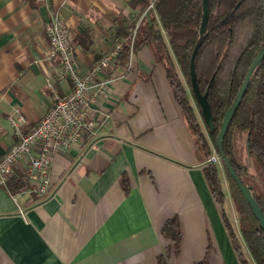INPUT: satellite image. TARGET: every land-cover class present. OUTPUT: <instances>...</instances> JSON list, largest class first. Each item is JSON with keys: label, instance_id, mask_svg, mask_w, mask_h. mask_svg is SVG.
<instances>
[{"label": "crops", "instance_id": "1", "mask_svg": "<svg viewBox=\"0 0 264 264\" xmlns=\"http://www.w3.org/2000/svg\"><path fill=\"white\" fill-rule=\"evenodd\" d=\"M50 8L67 19L83 72L129 41L146 16L130 0H0V159L16 140L9 114L19 110L28 132L52 103L46 80L60 65L47 57ZM107 77L99 101L109 117L95 141L54 154L49 195L15 199L0 188V264H158L167 250L169 264L206 255L209 264H239L204 175L207 160L153 48L131 51ZM55 86L62 95L72 90L69 79ZM26 167L21 160L15 173ZM174 215L178 252L161 234Z\"/></svg>", "mask_w": 264, "mask_h": 264}, {"label": "trees", "instance_id": "2", "mask_svg": "<svg viewBox=\"0 0 264 264\" xmlns=\"http://www.w3.org/2000/svg\"><path fill=\"white\" fill-rule=\"evenodd\" d=\"M34 0H30L33 2ZM209 17L207 30L201 34L204 14L203 0H130L145 11L131 47L123 43L115 61L126 64L131 51L144 45L153 48L165 68L169 84L181 113L193 134L197 148L206 160L214 150L218 152L217 135L228 108L234 102L244 78L257 54L264 46V0H207ZM152 4V7H149ZM195 54V79L191 59ZM207 96L213 127L202 113L196 94ZM246 133V148L262 175L255 182L248 166L238 157V132ZM241 136V135H240ZM223 148L235 170L247 185L264 212V59L254 70L251 81L223 140ZM221 170L228 182L229 195L237 211L242 238L254 264H264V230L230 175L222 159L220 166L207 162L203 167L206 181L217 205L223 210V219L239 264H252L234 233L223 209L225 187ZM247 177L248 180H245ZM123 176L125 189H127ZM26 174L15 173L5 188L17 194L28 188ZM161 234L169 239L178 252L181 227L177 215L164 224ZM158 264H169V251L159 256ZM196 264H209L208 255Z\"/></svg>", "mask_w": 264, "mask_h": 264}, {"label": "built area", "instance_id": "3", "mask_svg": "<svg viewBox=\"0 0 264 264\" xmlns=\"http://www.w3.org/2000/svg\"><path fill=\"white\" fill-rule=\"evenodd\" d=\"M149 7H152L150 4ZM50 18L45 31L49 40L47 57L57 60L60 72L46 80L52 103L46 115L28 132L23 129L25 117L16 110L8 119L15 133L14 144L0 159V188L7 185L15 175V166L26 160L24 173L28 188L24 192L38 197H46L51 192V167L54 154L68 151L74 145L87 146L99 136L103 122L109 117L101 111L99 96L105 91L106 84L112 80L107 77L117 59L122 43L115 46L96 61L90 69L83 72L80 68L72 33L65 16L56 8H50ZM136 30L131 34V47ZM69 79L72 90L62 95L57 90V80ZM103 115V120L99 119ZM220 155L214 150L207 162L220 163ZM22 211V209L20 208Z\"/></svg>", "mask_w": 264, "mask_h": 264}, {"label": "water", "instance_id": "4", "mask_svg": "<svg viewBox=\"0 0 264 264\" xmlns=\"http://www.w3.org/2000/svg\"><path fill=\"white\" fill-rule=\"evenodd\" d=\"M203 2H204L203 3L204 4V14H203L202 24H201V29H200L201 34H204L207 30V23H208V17H209L208 1L203 0ZM198 46H199V44H197V46L193 52L192 59H191V68H192L193 80L195 79V72H194L195 71V54H196ZM263 59H264V46L262 47L260 52L257 54V56L254 58L234 102L232 103V105L228 108V110L225 113L224 119H223L222 124H221V128H220L219 133L217 135V147H218V153H219L221 159L223 160L226 168L228 169L230 175L232 176V178L236 182L237 186L241 190L245 200L249 203L253 214L255 215L256 219L260 223L261 228L264 230V212H263L261 206L259 205V203L257 202L256 198L253 195L252 186L247 185L243 182V180L241 179V177L239 176V174L235 170L234 166L232 165L231 161L229 160V158H228V156H227V154L223 148V140L227 134V131L229 129L231 121H232V119H233V117L237 111V108H238L239 104L241 103V100L247 91V88H248L249 83L251 81V77L253 75V72L257 68V66H259V64L261 63V61ZM194 86H195L196 94L199 98V102L202 106L203 116L206 119V121L209 123V125L211 127H213V119H212L209 104L207 102V96L206 95L203 96L199 93V91L196 87L195 81H194Z\"/></svg>", "mask_w": 264, "mask_h": 264}, {"label": "rangeland", "instance_id": "5", "mask_svg": "<svg viewBox=\"0 0 264 264\" xmlns=\"http://www.w3.org/2000/svg\"><path fill=\"white\" fill-rule=\"evenodd\" d=\"M240 135L238 137V150H239V154L241 155L242 157V160L243 161H246L245 164L248 166L249 168V172L251 174V179L255 182H260L262 180V175L259 171V168L257 167V165L255 164L253 158L251 159L252 160V163L250 161L249 158H251V156L249 155L248 151H247V148H246V133L245 132H238ZM245 155L247 156L248 155V159L247 157L245 158ZM246 159V160H245ZM220 166V163L218 164ZM245 180H248L247 177H245ZM223 208L226 212V215L232 225V228L234 230V233L236 234L241 246H242V249L243 251L245 252L247 258L250 260V262L252 264L253 261H252V258L250 256V253L248 251V248H247V245L245 244L243 238H242V235L240 233V230H239V225H238V216H237V211L235 209V206L233 204V201H232V198L231 196L225 192V199H224V203H223Z\"/></svg>", "mask_w": 264, "mask_h": 264}]
</instances>
